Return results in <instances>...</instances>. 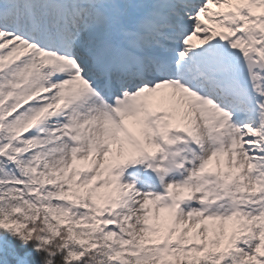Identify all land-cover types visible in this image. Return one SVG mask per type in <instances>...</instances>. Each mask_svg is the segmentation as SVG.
Listing matches in <instances>:
<instances>
[{"label": "snow or ice", "instance_id": "6c2138e0", "mask_svg": "<svg viewBox=\"0 0 264 264\" xmlns=\"http://www.w3.org/2000/svg\"><path fill=\"white\" fill-rule=\"evenodd\" d=\"M0 264H264V0H0Z\"/></svg>", "mask_w": 264, "mask_h": 264}]
</instances>
